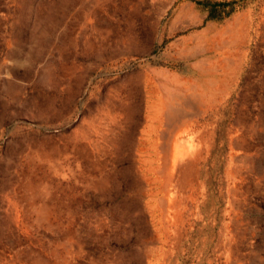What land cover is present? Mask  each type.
Wrapping results in <instances>:
<instances>
[{"label": "rangeland", "instance_id": "obj_1", "mask_svg": "<svg viewBox=\"0 0 264 264\" xmlns=\"http://www.w3.org/2000/svg\"><path fill=\"white\" fill-rule=\"evenodd\" d=\"M0 264H264V0H0Z\"/></svg>", "mask_w": 264, "mask_h": 264}, {"label": "bare ground", "instance_id": "obj_2", "mask_svg": "<svg viewBox=\"0 0 264 264\" xmlns=\"http://www.w3.org/2000/svg\"><path fill=\"white\" fill-rule=\"evenodd\" d=\"M171 89V88H170ZM174 94V93H173ZM176 94V93H175ZM173 98V97H172ZM176 97H174L173 99H175ZM178 102V100L176 101ZM178 104V103H177ZM180 105V104H179ZM165 109H166V112L165 113H162V118L165 120V122H170L174 117L175 115L177 114V112L179 111V109L175 108L172 104V102L170 103V100L167 101L165 103ZM177 107V106H176ZM153 110V109H152ZM181 110V109H180ZM158 111V110H157ZM179 116V115H178ZM170 127V126H169ZM180 130V129H179ZM178 131V130H177ZM166 135V134H164ZM174 135V134H173ZM163 137V136H162ZM165 138V137H164ZM172 139V138H171ZM177 141V140H176ZM171 143V141H169ZM178 142V141H177ZM171 145V144H170ZM162 148V147H161ZM171 149V148H170ZM164 150L162 149V152ZM171 154V153H170Z\"/></svg>", "mask_w": 264, "mask_h": 264}]
</instances>
